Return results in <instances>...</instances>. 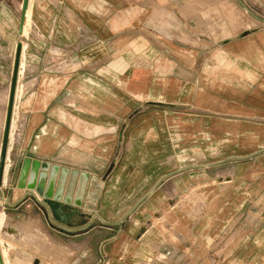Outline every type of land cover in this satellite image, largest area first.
<instances>
[{"label":"crops","instance_id":"obj_1","mask_svg":"<svg viewBox=\"0 0 264 264\" xmlns=\"http://www.w3.org/2000/svg\"><path fill=\"white\" fill-rule=\"evenodd\" d=\"M11 1L0 217L42 228L10 223L4 264H264V0H29L24 22ZM26 156L88 173L83 207L18 189Z\"/></svg>","mask_w":264,"mask_h":264},{"label":"water","instance_id":"obj_2","mask_svg":"<svg viewBox=\"0 0 264 264\" xmlns=\"http://www.w3.org/2000/svg\"><path fill=\"white\" fill-rule=\"evenodd\" d=\"M29 0H23L22 22L29 7ZM23 43L20 41L15 51V61L11 73V82L9 89V101L7 106V116L4 125V133L1 145L0 155V190L4 182L6 171V162L9 153V141L11 134V125L13 120V111L15 107L17 89L20 79L21 55ZM21 173L17 183L20 190L27 189L35 192L43 198L47 204L55 206L64 203L75 208L83 207L84 197L88 187L90 175L86 172L71 170L67 167L52 165L48 162H39L30 156H26L21 165ZM77 192V193H76ZM0 264H4L0 251Z\"/></svg>","mask_w":264,"mask_h":264},{"label":"rangeland","instance_id":"obj_3","mask_svg":"<svg viewBox=\"0 0 264 264\" xmlns=\"http://www.w3.org/2000/svg\"><path fill=\"white\" fill-rule=\"evenodd\" d=\"M10 7V9L13 12H18V17H20V11L23 10V0H13L11 1V3L8 4ZM22 13V12H21ZM0 70H1V65H0ZM10 66L9 69L7 68V70H5V74L3 75V77L0 75V81L4 78L5 80V85L6 87H9L10 82H11V72H10ZM23 77L21 75V81L23 80ZM10 161L8 162V168H9ZM12 168L8 169V173L6 176V181H8L10 179V173H11ZM17 216L10 221L9 219H7L4 215H2L0 217V241L3 243L2 238H1V232L6 229V227L10 224V223H20V231L18 232V234H16V237H20L21 239H25L24 237H31L32 235L35 236L37 234L38 229L42 228V224H38L37 219H35V217H30L27 212H25L23 209H20L16 212ZM40 222V221H39ZM41 223V222H40ZM99 229L98 231H100L98 233V235H108L110 233V231H112L113 228L111 227H107L108 225H102L100 223H98ZM95 231V232H98ZM36 233V234H35ZM97 235V236H98ZM38 235H36L37 237ZM89 237L92 238L91 235H89ZM40 238L41 240L44 241V239H47L46 236H44V234L42 235V233L40 234ZM4 257L6 259V255L4 252Z\"/></svg>","mask_w":264,"mask_h":264},{"label":"bare ground","instance_id":"obj_4","mask_svg":"<svg viewBox=\"0 0 264 264\" xmlns=\"http://www.w3.org/2000/svg\"><path fill=\"white\" fill-rule=\"evenodd\" d=\"M13 122V121H12Z\"/></svg>","mask_w":264,"mask_h":264}]
</instances>
